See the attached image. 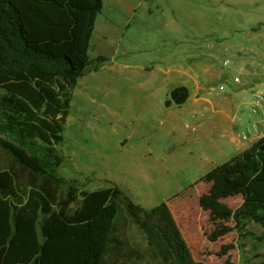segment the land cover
Wrapping results in <instances>:
<instances>
[{"label": "rangeland", "instance_id": "1", "mask_svg": "<svg viewBox=\"0 0 264 264\" xmlns=\"http://www.w3.org/2000/svg\"><path fill=\"white\" fill-rule=\"evenodd\" d=\"M103 3L89 57L107 61L80 78L73 91L59 171L87 190L114 184L146 209L165 202L198 263L264 264V240H259L264 230L257 224L210 239L234 224L203 208L209 186L199 181L236 154L210 121L222 104V89L230 92L222 86L226 72L234 76L237 66H251L248 57L264 58V0ZM180 84L189 88V100L165 107ZM194 103H201L196 114ZM244 123L236 121L238 132ZM4 168L19 170L0 149ZM263 194L264 188H252L218 204L234 210ZM122 217L124 225L115 234L120 243L108 250L104 263L160 264L141 228L127 213Z\"/></svg>", "mask_w": 264, "mask_h": 264}, {"label": "trees", "instance_id": "2", "mask_svg": "<svg viewBox=\"0 0 264 264\" xmlns=\"http://www.w3.org/2000/svg\"><path fill=\"white\" fill-rule=\"evenodd\" d=\"M103 5V0H0V149L19 166L0 169V264H105V254L120 243L115 234L124 225L122 213L147 236L160 264H201L165 202L146 209L114 184L87 190L59 171L73 91L80 78L107 61L89 57ZM188 98L187 87L177 86L165 107L182 106ZM199 181L209 186L203 208L234 224L214 232L212 241L251 223L264 230V194L234 210L218 204L264 188V136Z\"/></svg>", "mask_w": 264, "mask_h": 264}, {"label": "crops", "instance_id": "3", "mask_svg": "<svg viewBox=\"0 0 264 264\" xmlns=\"http://www.w3.org/2000/svg\"><path fill=\"white\" fill-rule=\"evenodd\" d=\"M248 58L251 59V66H248L249 68L245 65L237 66L239 72L234 76H231V73L228 71L226 72L229 78L227 83H224L222 86H229L230 92H225V89H222V93H224L223 95L225 96L223 97L222 104L219 106L220 109L213 110L210 121L211 128L219 127L223 131L219 133L223 138H227L230 145L235 148V155L248 149L254 142L264 136V105L259 108L257 114L252 113L253 94L255 91L264 87V58L263 60L256 58L255 61H253V57ZM181 73L187 74V71H181ZM238 75L241 82L239 84H234L233 78ZM189 81L191 80L189 79ZM178 86L187 87L185 84H180ZM196 87L199 88V86ZM187 89L189 90L188 87ZM200 105L201 103L193 104L195 108L193 111L194 114L200 110ZM238 119L239 121L245 122L240 132H238L236 127V121ZM252 123H256L258 131L248 132L247 139H243V135ZM205 133L214 134L215 132Z\"/></svg>", "mask_w": 264, "mask_h": 264}, {"label": "built area", "instance_id": "4", "mask_svg": "<svg viewBox=\"0 0 264 264\" xmlns=\"http://www.w3.org/2000/svg\"><path fill=\"white\" fill-rule=\"evenodd\" d=\"M229 64V61H224L223 65L227 66ZM241 82L240 77L236 76L233 78L234 84H239ZM264 105V87L260 88L258 91H255L253 94V109L252 113L257 114L259 108H261ZM257 125L256 123H252L250 127L247 129L246 133L243 135V139H247L248 132H257ZM263 137V136H262Z\"/></svg>", "mask_w": 264, "mask_h": 264}]
</instances>
